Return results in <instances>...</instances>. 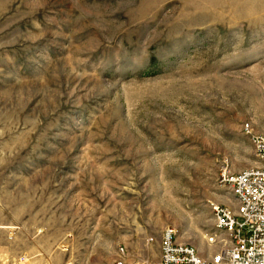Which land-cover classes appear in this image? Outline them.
Returning a JSON list of instances; mask_svg holds the SVG:
<instances>
[{"label": "rangeland", "instance_id": "1", "mask_svg": "<svg viewBox=\"0 0 264 264\" xmlns=\"http://www.w3.org/2000/svg\"><path fill=\"white\" fill-rule=\"evenodd\" d=\"M245 124L264 134V0H0V264H146L166 227L217 254Z\"/></svg>", "mask_w": 264, "mask_h": 264}, {"label": "built area", "instance_id": "2", "mask_svg": "<svg viewBox=\"0 0 264 264\" xmlns=\"http://www.w3.org/2000/svg\"><path fill=\"white\" fill-rule=\"evenodd\" d=\"M242 130L251 140L256 165L239 173L225 170L218 178L220 187L232 196L231 209L211 206L218 231L211 242L218 239L220 251L212 260H201L192 246L177 243L174 229L166 227L160 235V257L146 264H264V134L254 132L249 124ZM117 252L113 264H140L131 261L122 246Z\"/></svg>", "mask_w": 264, "mask_h": 264}, {"label": "crops", "instance_id": "3", "mask_svg": "<svg viewBox=\"0 0 264 264\" xmlns=\"http://www.w3.org/2000/svg\"><path fill=\"white\" fill-rule=\"evenodd\" d=\"M3 145L6 149V152H5L3 159L0 160V223H2L1 222L2 220H4L6 223H14L13 218L15 215L9 214L7 216H4V213L6 210L5 211L3 210V207H8V205H9L8 203L10 202V198L8 197V194L4 198H2V190L8 188L11 181L15 182V179H14L15 177L10 172L5 171L3 174V177L1 176V171H4V168H7V163H8L7 155L9 153L8 148H9L10 143L7 142V143H4ZM230 200H231V198H228V199H227V197L224 198V201H226V203H228ZM26 204H21V205L25 206ZM3 225H7V224H3ZM18 226H19L18 224H16V226L12 227V228L10 226L11 229L7 228V226L6 227L0 226V251L1 252L3 250H5L6 248H8L5 246V243H13L15 241V239L18 238V236H19L18 235L19 231L17 229Z\"/></svg>", "mask_w": 264, "mask_h": 264}, {"label": "bare ground", "instance_id": "4", "mask_svg": "<svg viewBox=\"0 0 264 264\" xmlns=\"http://www.w3.org/2000/svg\"><path fill=\"white\" fill-rule=\"evenodd\" d=\"M231 197H232V196H231ZM220 205H222V204H220ZM229 205H231V203H230ZM229 205H223V206H227L229 209H231L230 207H232V206H229ZM212 214H213V212H212ZM213 217H214V214H213ZM214 222H215V218H214ZM214 228H215V223H214ZM165 229H166V228H165ZM165 229H164V230H165ZM174 231H175V230H174ZM217 232H218V231L215 229V230H214V233L210 235V237H209V239H208V242H209V244H219L220 246H222L218 239H217L215 242H211V241H212V240H211V237H214V234H216ZM226 239L230 240V236L226 235ZM175 240H176L177 243H179V244H183V243H181V242L178 241V239H177V235H176V231H175ZM148 242L151 243V244H153V243L155 242V240H153V241H151V242L148 240ZM123 248H124V247H123ZM192 248L195 250L197 256H198L201 260L208 261V260H212V259H213L212 257H213L214 255L211 256V257H209V258H203V257L198 253V251H197L196 248H194L193 246H192ZM125 251H126V255H127V257L129 258L128 250L125 249ZM160 252H161V245H160V251H159L158 258L160 257ZM215 255H216V254H215ZM211 258H212V259H211ZM129 259H130V258H129Z\"/></svg>", "mask_w": 264, "mask_h": 264}]
</instances>
